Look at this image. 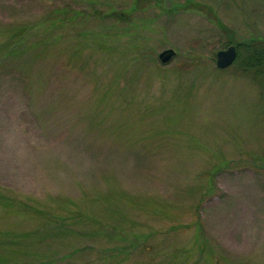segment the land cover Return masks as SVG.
Listing matches in <instances>:
<instances>
[{"label": "rangeland", "instance_id": "rangeland-1", "mask_svg": "<svg viewBox=\"0 0 264 264\" xmlns=\"http://www.w3.org/2000/svg\"><path fill=\"white\" fill-rule=\"evenodd\" d=\"M250 37L264 0H0V264H264Z\"/></svg>", "mask_w": 264, "mask_h": 264}, {"label": "trees", "instance_id": "trees-1", "mask_svg": "<svg viewBox=\"0 0 264 264\" xmlns=\"http://www.w3.org/2000/svg\"><path fill=\"white\" fill-rule=\"evenodd\" d=\"M130 6H132V10L136 8L134 4H131ZM121 10L123 12H116L115 9H108L104 11V15H100L99 10H96L92 14H89L86 11H82V13L88 15L91 18L100 19V16H102L103 19L113 18L116 22H121L128 19V16H126L124 13L125 9ZM129 12H131V10ZM132 41H136V38ZM135 43H137V41ZM234 45H236L238 52L237 58L234 61V65L238 67L241 73L243 72L246 75L251 74L256 79L264 77V39L259 37H250L247 40L235 43ZM101 46L106 47L104 45Z\"/></svg>", "mask_w": 264, "mask_h": 264}, {"label": "water", "instance_id": "water-1", "mask_svg": "<svg viewBox=\"0 0 264 264\" xmlns=\"http://www.w3.org/2000/svg\"><path fill=\"white\" fill-rule=\"evenodd\" d=\"M176 52L173 48L163 49L158 53V59L161 63H168ZM237 48L234 44L228 45L225 49H220L215 54V66L218 69H225L231 66L237 58Z\"/></svg>", "mask_w": 264, "mask_h": 264}]
</instances>
